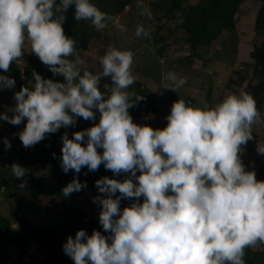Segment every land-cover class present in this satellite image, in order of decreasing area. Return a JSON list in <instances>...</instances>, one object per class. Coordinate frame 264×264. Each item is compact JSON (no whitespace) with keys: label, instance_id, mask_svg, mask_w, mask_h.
<instances>
[{"label":"clouds","instance_id":"obj_1","mask_svg":"<svg viewBox=\"0 0 264 264\" xmlns=\"http://www.w3.org/2000/svg\"><path fill=\"white\" fill-rule=\"evenodd\" d=\"M70 5L76 21H89L97 30L111 22L124 30L93 0H0V70L8 71L27 42L53 76L64 78H42L33 70L31 87L14 93L15 107L8 109L13 115L0 113V120L18 125L26 118L18 136L30 147L73 125L77 116L94 120L96 109L99 123L71 139L61 136V167L79 173L83 166L95 171L103 163L114 174H127L123 181H95L105 195L93 202L101 206L99 223L108 235L94 229L89 236L80 229L67 238L64 253L74 264H245V248L264 244V180L246 171L240 158L253 125L261 121L253 96L229 93L211 106L178 99L164 128L134 123L128 112L134 103L128 90L135 81L132 51L110 45L99 58V70L81 74V58H69L75 41L62 28ZM140 7L150 18L142 0ZM135 35L149 37L139 24ZM102 77L112 81L107 94L98 87ZM161 83L176 91L185 79L168 71ZM14 85L13 78L0 75V89ZM4 145L11 146L7 139ZM256 151L264 154V143L258 142ZM10 168L15 177L25 175L16 163ZM82 187L86 183L74 177L62 193ZM121 198L135 199L121 210Z\"/></svg>","mask_w":264,"mask_h":264},{"label":"rangeland","instance_id":"obj_2","mask_svg":"<svg viewBox=\"0 0 264 264\" xmlns=\"http://www.w3.org/2000/svg\"><path fill=\"white\" fill-rule=\"evenodd\" d=\"M179 1L181 9L179 13H174ZM188 2L197 3L199 0H142V6L150 13L149 18L140 14L141 0H132L130 3L121 0H96L94 4L118 20L124 30L111 22L104 29L97 30L89 21H79L83 31L80 38L74 39V53L70 59H75L76 56L81 58V74L84 70H99V58L110 45L132 51L135 81L128 90L133 93L131 98L134 103L128 112L131 114L130 111L134 110V123L162 129L161 124L166 121L171 105L178 99L195 106H211L229 93L245 91L256 102L259 101L255 89L258 84L264 87V80L254 71L258 63L253 53L264 44V25L257 23L264 0H243L236 12L235 31L229 33L225 30L209 47L198 46L196 50L193 49V42L188 39L187 25L184 24V17L189 12ZM138 24L143 25L150 38L135 35ZM22 52V56L15 61L20 71L19 75L13 76L14 87L0 89V113L8 116L13 115L8 109L14 108L16 104L14 93L22 86L31 87L33 82V70L28 71L27 68L29 54L32 52L27 42ZM223 66H227L224 75L219 73V68ZM168 71H174L178 77L185 79V84L176 91L162 87L161 74ZM35 72L39 73L37 69ZM47 78L61 82L55 77ZM111 84L110 77H102L98 87L109 91ZM139 95L143 98L135 100ZM261 116V121L254 125L264 122V115ZM98 119L100 118L96 113L94 120L77 116L73 125L61 126L55 133L46 134L44 139L30 147L23 146L18 136L27 122L26 118L18 125L0 120V213L8 217L16 233L24 226L49 225L58 232L60 248L63 250L62 246L67 238L75 236V229L66 232L64 228L82 218V229L89 236L94 229L108 235L96 221L99 219L101 206L98 202H93L96 196L105 195L99 193L95 185V181L101 179L100 174L96 170L89 171L86 166L79 173L71 169L65 173L61 167V136L67 133L71 139L74 132L94 126ZM252 134L253 138L242 146L244 150L240 158L245 170L254 171L256 179L262 181L264 154H258L256 148L258 142L264 143V128L262 131L252 129ZM5 139L11 145L7 149ZM13 163L25 168L23 177L12 175L10 167ZM139 174L138 171L137 175ZM126 176V173L114 174L112 179L123 181ZM74 177L82 184L86 183V187L64 196L62 188ZM22 181L25 182V187L21 189L18 185ZM134 199L129 198V201ZM140 202H143L142 197ZM244 251L245 264H264V244L257 242ZM0 264L51 263L45 255L37 252V245L33 242L26 252H21L15 245L5 247L0 243Z\"/></svg>","mask_w":264,"mask_h":264},{"label":"trees","instance_id":"obj_3","mask_svg":"<svg viewBox=\"0 0 264 264\" xmlns=\"http://www.w3.org/2000/svg\"><path fill=\"white\" fill-rule=\"evenodd\" d=\"M96 0H93L95 2ZM127 3H130L132 0H121ZM243 0H199L197 3H187L188 13L184 17V24L187 25V32L189 34V41L193 42V49L196 50L198 46L209 47L212 42L227 30V32L232 33L235 31L236 26V12L239 4ZM58 2V0H57ZM181 9V3L178 2L177 9H174V13H179ZM65 20L62 24V28L66 36L74 39L81 37L82 27L79 24V21L74 19V6L70 5L66 12L64 13ZM264 16V5L260 10L257 16V23L263 24ZM192 44V43H191ZM253 57L258 63L255 66V72L261 75V80H264V44L262 47H257L253 53ZM70 58V57H69ZM28 71L38 70L42 78L55 77L63 82L64 78L62 75L53 76L52 72L49 70V67L43 64L35 53L31 52L28 59ZM20 67L13 61L10 63L9 69L7 72L0 70V75H6L10 73L11 75H6L10 78L16 77L19 75ZM261 82V81H260ZM102 92L106 93L104 89H100ZM255 95L258 97V102H256L257 110L261 113L264 108L262 104L264 101V87H261V84L257 85L255 89ZM135 109V107H134ZM94 113L100 118V113L98 110L93 109ZM134 112V110H133ZM130 111V115L133 116L134 113ZM99 123V119L97 121ZM96 123V124H97ZM166 126V121L161 124V127ZM98 152L102 153V149L98 148ZM100 177H108L112 179L114 173L111 170L105 169L103 163L98 166L96 170ZM123 174V173H120ZM132 202L128 199H121L119 207L121 210L124 207H127ZM99 217V216H98ZM96 221L99 222V219ZM83 219H79L76 222L69 224L64 228L66 232H71L70 230L75 229V233L82 229ZM75 236H73L74 238ZM36 243L37 252L45 255V258L50 261L51 264H72L71 258L64 253L60 248V240L58 237V232H55L51 226L46 224H35L30 227L24 226L23 229L16 233L12 227L10 220L5 215L0 213V243L3 246L10 247L15 245L18 247L21 252H26L31 243ZM247 258V256H246Z\"/></svg>","mask_w":264,"mask_h":264},{"label":"crops","instance_id":"obj_4","mask_svg":"<svg viewBox=\"0 0 264 264\" xmlns=\"http://www.w3.org/2000/svg\"><path fill=\"white\" fill-rule=\"evenodd\" d=\"M225 66H223L222 68H219V69H221L220 70V72L219 73H222V75H224V73L226 72V70H227V66L224 68ZM211 84V83H210ZM261 115H264V109L262 110V112H261ZM262 117V116H261ZM152 127V126H151ZM260 128H262V129H260ZM263 128H264V122H262L260 125H253V128L252 129H259V130H263Z\"/></svg>","mask_w":264,"mask_h":264}]
</instances>
